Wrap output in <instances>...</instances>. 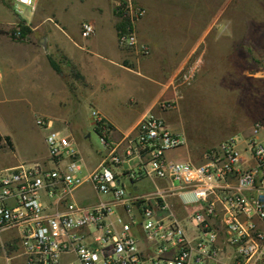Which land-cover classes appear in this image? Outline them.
Returning <instances> with one entry per match:
<instances>
[{
  "label": "built area",
  "instance_id": "built-area-1",
  "mask_svg": "<svg viewBox=\"0 0 264 264\" xmlns=\"http://www.w3.org/2000/svg\"><path fill=\"white\" fill-rule=\"evenodd\" d=\"M15 1L36 10L35 0ZM116 10L121 47L149 55L136 32L147 11L131 0ZM10 34L26 40L20 22ZM94 34V25L84 22L83 38ZM197 72L194 67L184 78ZM92 117L106 157L85 177L76 141L47 118L37 125L47 131L48 160L0 169V258L7 264L264 262L263 122L205 150L195 164L168 158L186 140L154 114L123 144L109 140L110 125L99 112ZM144 181L155 189L129 192ZM85 186L92 194L80 199Z\"/></svg>",
  "mask_w": 264,
  "mask_h": 264
},
{
  "label": "crops",
  "instance_id": "crops-1",
  "mask_svg": "<svg viewBox=\"0 0 264 264\" xmlns=\"http://www.w3.org/2000/svg\"><path fill=\"white\" fill-rule=\"evenodd\" d=\"M35 1L36 10L26 19L6 12L12 11V3L0 0V101L17 94L43 114L38 118L51 119L55 129L71 135L76 143L74 122L83 110H89L86 118L94 130L92 113L99 112L111 127L109 140L122 144L145 115L154 114L186 140L182 147L186 153L179 160L168 158L199 164L205 150L232 136L250 133L256 122L264 125V108L254 109L253 114H246L249 121L234 131L241 119H229L225 108H220L212 115L217 123L204 130L219 133L218 137H210L208 148L191 146L192 135H201L190 122L205 114L203 97L214 87L221 92L239 75L264 79L260 72L264 49L258 47L264 46V36L247 28L252 15H226L221 0H131L147 11L136 26L140 44L150 50L144 56L119 44L121 17L116 8L126 0ZM22 21L30 28L24 41L10 34ZM84 22L95 27L91 38L82 36ZM194 67L198 72L185 79ZM165 103L172 107L163 109ZM226 109L231 113L230 106ZM261 138L264 141V130ZM45 151L33 162L48 160L46 138ZM100 157L97 166L106 154L100 152Z\"/></svg>",
  "mask_w": 264,
  "mask_h": 264
},
{
  "label": "rangeland",
  "instance_id": "rangeland-1",
  "mask_svg": "<svg viewBox=\"0 0 264 264\" xmlns=\"http://www.w3.org/2000/svg\"><path fill=\"white\" fill-rule=\"evenodd\" d=\"M10 2L12 3V11L6 9V12L11 14L15 13L26 19L31 14V8L20 5L15 0H10ZM220 5L225 7L226 15H232L234 12L240 14V16H246L247 18L252 15L251 20L247 22V28H252L254 31L256 30L257 33L264 36V0H221ZM20 10L23 11L22 14ZM238 19L237 24L239 26L242 17ZM11 31L12 29H10V33ZM258 47L259 49H264V46L261 44H259ZM260 59V65L263 67L260 72L264 73V55L261 56ZM231 74L235 76L233 73ZM235 78V83H233L232 80L227 86L225 85V87H222L221 92L215 90L216 88L214 87V90L210 91L207 97H203L202 102L205 114H203L201 118H194L190 122V124L195 123V130L201 133V135L198 136L192 135L194 138L191 144L192 147L195 148L194 145L197 144L199 148H208L210 137H218L219 133L213 134L210 131L204 130L207 127L213 126L214 122L217 123L218 120L216 115L215 117H212V115L218 112L220 108L221 110L225 108L229 119L233 116H237V118H235L236 120L241 119V122L234 124V131H237L249 121L250 116H246V114H253L254 109L260 110L264 108V79L249 80L241 75ZM229 106L232 110L231 113L226 109V107ZM88 115L89 110H83L82 116L74 122L76 128H78V133L75 135L78 148L87 164L86 168L80 174L81 177H85L91 168H95L98 165L101 158L100 152L103 151L100 136L88 124V119L86 118ZM40 116H43V114L38 112L29 102L23 101V98L18 97L17 94H9L3 97V100L0 101V134L8 137L10 136L14 141V147L7 142L5 136H0L2 137V139H0V169L16 166L20 163L37 161L33 159L45 155V138L47 131L37 125V118ZM79 124L81 125V130H79ZM228 130H230V128L226 129V131ZM207 132H210L211 135L208 136ZM15 150L16 152H14ZM185 153L186 149L184 147L169 153L168 156L179 160L180 155ZM154 189V184L149 181H144L139 183V186L136 188L130 187L129 192L144 194L152 192ZM86 194H92L90 188L87 186L81 188L77 193L80 199L86 198ZM0 264L7 263L4 259L0 258ZM258 264H264V262Z\"/></svg>",
  "mask_w": 264,
  "mask_h": 264
},
{
  "label": "trees",
  "instance_id": "trees-1",
  "mask_svg": "<svg viewBox=\"0 0 264 264\" xmlns=\"http://www.w3.org/2000/svg\"><path fill=\"white\" fill-rule=\"evenodd\" d=\"M20 25H21V28H22L23 36H26L30 32V28L28 26H26L24 21L20 22ZM121 28H123V23L122 22L120 23L119 30ZM50 61H51V64H52L53 68L56 71L60 72V68L58 67V65L52 59ZM0 139H2V137H0ZM6 140H7V142H9L13 146L10 137H6Z\"/></svg>",
  "mask_w": 264,
  "mask_h": 264
}]
</instances>
